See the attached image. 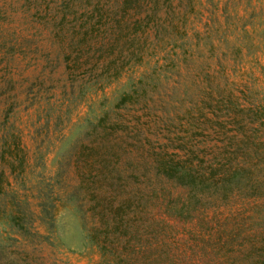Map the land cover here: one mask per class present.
Instances as JSON below:
<instances>
[{"label":"rangeland","instance_id":"obj_1","mask_svg":"<svg viewBox=\"0 0 264 264\" xmlns=\"http://www.w3.org/2000/svg\"><path fill=\"white\" fill-rule=\"evenodd\" d=\"M114 1L0 0V264L260 262L264 182L260 193L198 202L156 164L215 163L251 151L241 142L248 136L264 145V0H169L145 33L135 26L145 28L151 0L125 14ZM123 84L139 95L113 108ZM106 106L119 129L98 125ZM262 177L263 168L251 180ZM108 180L118 199L141 197L143 211L137 240L103 228L101 251L86 233L97 220L91 193ZM78 184L83 190L69 196ZM7 203L6 214L46 237L12 230L1 214Z\"/></svg>","mask_w":264,"mask_h":264},{"label":"trees","instance_id":"obj_2","mask_svg":"<svg viewBox=\"0 0 264 264\" xmlns=\"http://www.w3.org/2000/svg\"><path fill=\"white\" fill-rule=\"evenodd\" d=\"M167 1L169 0H151L153 11L151 14L147 15L148 22L144 24L145 28H143V25L139 23V25L135 26L136 30L142 29V32L145 33L148 30V27L150 26L151 22L153 23V26L156 27L158 25L156 20L158 16V11H160L158 4ZM114 2L118 5L117 9L120 8L121 12L125 14L126 10L131 7H140L141 0H115ZM85 23L88 26L85 31L86 34L89 32V21ZM248 24H250V22L242 24V30L245 35H247L248 33V30H246ZM251 25H253L251 30L258 31V33L261 32V29L256 30L254 24ZM126 27H128V25ZM119 31L121 32V29ZM132 58L133 57L130 56V59ZM142 59L143 58L140 57L138 61L141 62ZM121 75V71H117L115 73L116 81L120 79ZM141 82V78H138L137 83L140 84ZM125 84H123L116 91H113V108L117 109L121 106H124L128 102H133V100H135L134 97L139 95L138 86H126ZM103 87L104 85L100 89H102ZM103 99L107 103L112 102L108 97H105ZM110 109H112V107L109 108V106H106L101 110V114L97 118V123L98 125L103 126L104 129L109 128L113 131L119 129L122 124L116 120H111V117L109 115L111 111ZM260 118L261 116L257 119ZM241 142L243 144H246L247 147H251V151H244L240 154H238L237 152L225 153L220 158L223 160L219 159V161L215 163H206L203 159H200V163L196 164L193 162L192 159L188 158L181 159V157H179L178 159H174L161 157V160H157L156 169L158 173L168 179V181H172L175 184L179 185H187L190 190L194 193L198 202L202 201L201 198L207 197V194L214 195L221 200L228 198L232 193L236 192L248 193L249 190L250 192L260 193L259 189L262 187L264 178L262 177L263 180L251 179H253L254 174L257 176V174H260V172L262 171V168L264 169V161L262 158V156H264V145H262V143L257 140V137H253L252 139V137L248 136L244 140H241ZM16 147L19 148L18 145ZM19 152H21L20 156ZM15 153L18 156V159L16 158L17 166L20 169V172L24 174L28 163V157L26 156V153L22 148L16 149ZM254 159L263 162V166L259 162L255 163ZM7 164L9 165L11 170H14V160H7ZM3 174L4 173H0L1 176ZM1 176L0 180H2ZM4 180H6L5 177ZM114 186L115 181L108 180V183L104 182L103 185H99V187H96V193H91L93 200V205L91 206V209L95 211L94 215L96 216L97 220L95 224H93L92 228L86 233V237L88 238L91 244L99 246V249H101V251L103 249V246L98 241V236L96 233L103 228L106 229V232H113L114 234L121 228L123 235L129 234L135 240L138 239L137 232L140 228L139 220L143 211L141 204L142 199L141 197L139 198L136 196H134L133 198L127 197L118 199V196L115 193L116 189ZM72 188L73 189L68 190L71 191L69 193V196L79 194L83 190L81 184L75 185ZM151 193L154 197V195L156 194V190H151ZM151 201L153 202L154 200L151 199ZM11 203L13 205L15 204L13 201ZM3 207L4 208L1 210V214H6V208L12 207V205L9 206V203H7L3 205ZM44 210L45 208L43 206L42 212H44ZM177 210L179 209L176 207L172 208L173 212ZM149 211H151L150 208ZM45 216L46 219H50L49 222L53 221V214L51 215L45 212ZM126 216L128 218H126ZM150 217L151 219H154V217ZM6 219L8 226H10L12 230H18L21 235L46 237L40 233L38 234V232L36 231H31L29 226L24 224L23 217L20 214H15L10 210L6 214ZM146 221H149V217ZM96 225L100 227L97 226V228L95 229ZM3 239L4 237L0 236V252L1 250H3ZM136 249H139V247H136ZM136 253H138V251H136ZM260 254L263 256V259L260 258V262L256 261L255 263L249 264H264V249L263 252H261ZM134 264H140L138 258H134Z\"/></svg>","mask_w":264,"mask_h":264}]
</instances>
